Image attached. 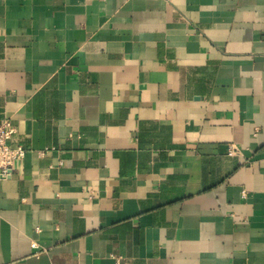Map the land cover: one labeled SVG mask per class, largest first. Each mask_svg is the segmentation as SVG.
Masks as SVG:
<instances>
[{
  "label": "crops",
  "instance_id": "obj_1",
  "mask_svg": "<svg viewBox=\"0 0 264 264\" xmlns=\"http://www.w3.org/2000/svg\"><path fill=\"white\" fill-rule=\"evenodd\" d=\"M4 118L0 264H264V0H0Z\"/></svg>",
  "mask_w": 264,
  "mask_h": 264
},
{
  "label": "built area",
  "instance_id": "obj_2",
  "mask_svg": "<svg viewBox=\"0 0 264 264\" xmlns=\"http://www.w3.org/2000/svg\"><path fill=\"white\" fill-rule=\"evenodd\" d=\"M15 133V128L9 118H4L0 123V180L5 179L13 173L15 166L23 159L25 149L21 145L12 146L10 140ZM238 149L230 144L228 155H235ZM244 196V192L242 193ZM34 247L35 245L32 244Z\"/></svg>",
  "mask_w": 264,
  "mask_h": 264
}]
</instances>
